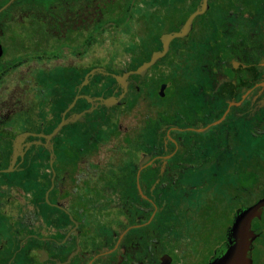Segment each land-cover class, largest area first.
<instances>
[{"label": "flooded vegetation", "instance_id": "obj_1", "mask_svg": "<svg viewBox=\"0 0 264 264\" xmlns=\"http://www.w3.org/2000/svg\"><path fill=\"white\" fill-rule=\"evenodd\" d=\"M175 1L188 8L164 34L207 9L143 75L133 72L163 50L161 35L133 34L147 0H12L2 11L25 19L0 17V175L13 176L0 180V264H194L192 225L220 204L213 193L253 179L264 0ZM13 30L23 36L5 40ZM262 198L236 201L232 217ZM251 229L252 259L264 257V207Z\"/></svg>", "mask_w": 264, "mask_h": 264}, {"label": "rangeland", "instance_id": "obj_2", "mask_svg": "<svg viewBox=\"0 0 264 264\" xmlns=\"http://www.w3.org/2000/svg\"><path fill=\"white\" fill-rule=\"evenodd\" d=\"M35 2L43 1V0H33ZM52 2H55L56 0H50ZM107 0H102V2ZM147 5L143 4L140 7V11L142 10L145 16L144 21H141L136 24L135 32L133 33L136 36L140 37H156L158 35H164L167 31L172 29V26L179 22L180 19L185 14V9H187V6H183L182 9L178 10L177 7H175L176 1L175 0H169L164 3H169L168 6H162L158 8L156 13L153 12L152 6H156L158 3H162V0H147ZM150 10V11H149ZM149 11V12H148ZM148 13V14H147ZM25 14H19L17 12L10 13L9 16H4L2 19H25ZM39 15H37L38 17ZM62 16V12L60 10V7L53 9L52 11V20L53 26L57 28L55 21H60ZM50 19V20H51ZM17 33L13 30L10 32H6L4 39L8 40L9 37H19L23 36L21 34ZM119 32L115 31L112 32V36L118 35ZM122 34V33H121ZM59 36V34L52 30V37H53V43L52 48L55 49L59 45V39H55ZM144 41V40H143ZM106 44V43H105ZM108 44H106L107 46ZM95 48L93 51H97ZM10 51H13L11 49ZM101 53L105 51L104 46L100 45ZM61 61L52 62L53 65L59 64ZM60 90L53 88L52 92H50V97H56L57 93H59ZM168 98V99H167ZM167 104L168 105H174L173 99L170 97H166ZM138 123L136 124L135 128L132 129L134 132H138L141 128L140 122L141 120H137ZM13 126V124H11ZM122 131H124L126 126L130 128L129 125H122ZM130 131V129H129ZM262 132V130H260ZM256 130L248 135L250 138L249 141V151L247 153L248 161H247V170H250L254 168L255 172H249L248 174L253 175V179H247L244 183L239 185V188H237L236 184L234 183V180H232V183L234 184H228L229 186H224L223 188H218L213 193V200L219 201L220 204L216 206L215 208H211L210 206H207L203 209V214L201 217L199 216L197 220H195V224L192 225V228L194 230L193 232V240L194 248L195 250V258H194V264H206L209 263L214 256L220 251L222 248V241L224 240L225 234L227 229L230 227L232 223V213L237 207L235 205V202H244L247 203L248 200H250L253 197H259L261 195H264V142L262 143L260 140H262L263 134L261 132ZM116 133H119L116 131ZM117 137V136H116ZM123 138V137H122ZM248 141V142H249ZM252 149V150H251ZM258 162V163H257ZM7 163L6 160H0V167L3 168ZM258 165L262 167H257ZM232 174L230 173V176ZM13 178V176H9L7 174H1L0 180L2 179H8ZM232 179V178H231ZM236 197V198H235ZM211 205V204H210ZM197 223V224H196ZM261 243L260 240L256 242V244ZM251 264H264V257L262 255H255L253 256L252 263Z\"/></svg>", "mask_w": 264, "mask_h": 264}, {"label": "water", "instance_id": "obj_3", "mask_svg": "<svg viewBox=\"0 0 264 264\" xmlns=\"http://www.w3.org/2000/svg\"><path fill=\"white\" fill-rule=\"evenodd\" d=\"M12 2V0L0 9V13ZM207 9L206 2L201 6L200 10L193 12L185 21L183 27L177 31L162 35L163 50L155 52L148 62L142 64L133 74L143 75L148 68L153 66L157 60L165 55L168 50V44L173 39L183 38L188 35L192 28V22L195 17L202 15ZM93 75V72L90 73ZM87 77L85 82H87ZM75 102V101H74ZM73 102V104H74ZM65 125L61 122L49 136V138L56 135L60 129ZM15 156H13L10 164L15 163ZM7 172V171H6ZM264 207V198L260 199L256 204L242 208L236 212L232 219L230 227L227 229L225 238L226 241L222 248L214 256L208 264H251L253 242L258 237L251 229L252 220L261 218L262 209Z\"/></svg>", "mask_w": 264, "mask_h": 264}, {"label": "trees", "instance_id": "obj_4", "mask_svg": "<svg viewBox=\"0 0 264 264\" xmlns=\"http://www.w3.org/2000/svg\"><path fill=\"white\" fill-rule=\"evenodd\" d=\"M1 6H2V5H0V7H1ZM7 13H8V11H4V12H2V13L0 14V17L4 16V15L7 14ZM250 172H255V170H253V168H252ZM246 173H248V172H246Z\"/></svg>", "mask_w": 264, "mask_h": 264}]
</instances>
